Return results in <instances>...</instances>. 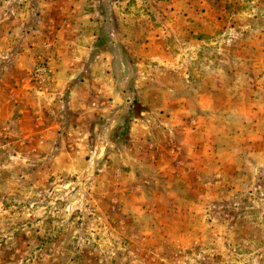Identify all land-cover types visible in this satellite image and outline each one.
<instances>
[{"label":"rangeland","instance_id":"1","mask_svg":"<svg viewBox=\"0 0 264 264\" xmlns=\"http://www.w3.org/2000/svg\"><path fill=\"white\" fill-rule=\"evenodd\" d=\"M0 264H264V0H0Z\"/></svg>","mask_w":264,"mask_h":264}]
</instances>
